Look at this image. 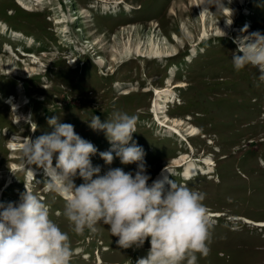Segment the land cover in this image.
<instances>
[{
    "label": "rangeland",
    "instance_id": "obj_1",
    "mask_svg": "<svg viewBox=\"0 0 264 264\" xmlns=\"http://www.w3.org/2000/svg\"><path fill=\"white\" fill-rule=\"evenodd\" d=\"M224 4L217 12L208 3L204 13L200 0H0V202L18 201L27 184L68 232L70 264H137L150 238L123 249L103 224L75 234L64 201L43 186V168L27 165L10 143L50 133L48 120L58 116L97 148L91 160L101 174L117 167L135 174L137 163L122 164L115 152L106 163L100 153L112 145L89 126L114 110L138 119L133 140L145 151L149 184L169 168L168 180L203 194L209 251L196 264H264V82L254 67L237 72L231 59L234 38L264 34V0ZM187 153L204 171L195 158L213 160L211 175L175 176L185 167L170 166Z\"/></svg>",
    "mask_w": 264,
    "mask_h": 264
},
{
    "label": "clouds",
    "instance_id": "obj_2",
    "mask_svg": "<svg viewBox=\"0 0 264 264\" xmlns=\"http://www.w3.org/2000/svg\"><path fill=\"white\" fill-rule=\"evenodd\" d=\"M208 3L217 12L226 7L224 0ZM234 43V69L254 67L264 82V34L236 37ZM137 123L135 115L119 110L106 121L98 115L89 119V126L103 131L112 145L111 151L100 153L106 163H112L115 152L122 164L137 163L135 174L119 167L101 174L91 160L97 148L58 116L48 120L50 133L24 142L21 152L27 165L43 168V186L64 201L62 215L75 234H95L103 224L123 249L142 247L150 238L147 256L137 264H196L197 254L209 251L203 194L167 179L148 183L145 151L133 140ZM77 176L83 179L80 185ZM71 256L68 232L51 219L46 203L27 184L18 201L0 202V264H70Z\"/></svg>",
    "mask_w": 264,
    "mask_h": 264
},
{
    "label": "bare ground",
    "instance_id": "obj_3",
    "mask_svg": "<svg viewBox=\"0 0 264 264\" xmlns=\"http://www.w3.org/2000/svg\"><path fill=\"white\" fill-rule=\"evenodd\" d=\"M201 1V5H202V8H203V10L202 11H204V13L207 11V8H208V0H200ZM241 3H243V1L244 0H239ZM201 7V6H200ZM224 13L225 14H228L229 12L227 11V9H225L224 10ZM203 15H205V14H203ZM204 17V16H203ZM64 21V20H63ZM2 28L4 29V31H6V26H4V25H2ZM8 30V29H7ZM206 31H204V35L206 34L205 33ZM15 35H17V34H15ZM138 48H140V47H138ZM138 52H139V54L141 53V51H140V49L138 50ZM157 53H159V52H157ZM156 53V54H157ZM168 90V89H167ZM167 90H165L166 92H168ZM165 92V93H166ZM157 93H158V98H159V95H161V93H162V91H160V90H158L157 91ZM167 95V97H169V99L171 98V99H173V95L170 93V94H166ZM165 95V96H166ZM157 98V99H158ZM160 98H161V96H160ZM168 99V101H170ZM157 102V101H156ZM166 102V101H165ZM19 107V106H18ZM161 108H163V107H160V105L159 104H156L155 103V107H154V113H155V116H156V118H160V116H159V114L160 113H162V112H164V111H161ZM14 109V108H13ZM164 109H165V107H164ZM18 110V109H17ZM165 118L166 119H164V120H162L161 121V124L160 125H162L163 127H165L167 124H166V122L169 120L168 119V117H166L165 116ZM168 122H170V121H168ZM167 122V123H168ZM176 125H180L179 123H177ZM170 130H171V128H169ZM197 132H195V131H192V133H191V135H194V134H196ZM19 138V136H14L12 139V142L10 143V147L13 149V150H21L22 149V147H23V144L24 143H16L15 142V140H17ZM21 139H23L24 140V138H21ZM22 140V141H23ZM10 148V149H11ZM190 158H191V156L190 155H184V156H182V157H180V158H178V159H175V161H174V164H172L170 167H174V166H179V167H185L184 168V170L182 171L183 172V175L185 176V177H187V179H188V177H191V176H193V175H195V173H196V170H198V169H202V167L201 166H198L197 164H195V163H192V161H193V159L192 160H190ZM196 161V160H195ZM206 161L207 162H211V160H209V159H206ZM54 165V164H53ZM55 166V165H54ZM14 169H18V167L17 166H15V167H13ZM172 170H169V168H166L165 169V171H163L160 175H158L154 180H157V179H161V180H164V179H167L168 180V175H169V173L171 172ZM204 171V170H203ZM173 173L175 174V172H174V170H173ZM180 173V172H179ZM178 174V173H177ZM181 174V173H180ZM167 185V183L165 184V186ZM9 186V185H8ZM218 214V213H217ZM249 220V219H248ZM263 223H264V221H263ZM264 225V224H263Z\"/></svg>",
    "mask_w": 264,
    "mask_h": 264
},
{
    "label": "trees",
    "instance_id": "obj_4",
    "mask_svg": "<svg viewBox=\"0 0 264 264\" xmlns=\"http://www.w3.org/2000/svg\"><path fill=\"white\" fill-rule=\"evenodd\" d=\"M247 152H248V150L246 151V153H247ZM251 152H252V151H251ZM246 153H245V155H246ZM242 160H245V157H242ZM240 164H241L240 166H241L242 169H244V170H246V171H249V169H248L246 166H244L242 162H240ZM261 179H262V176L259 175V176L257 177V181H260Z\"/></svg>",
    "mask_w": 264,
    "mask_h": 264
}]
</instances>
